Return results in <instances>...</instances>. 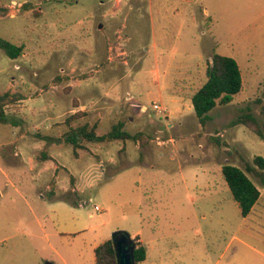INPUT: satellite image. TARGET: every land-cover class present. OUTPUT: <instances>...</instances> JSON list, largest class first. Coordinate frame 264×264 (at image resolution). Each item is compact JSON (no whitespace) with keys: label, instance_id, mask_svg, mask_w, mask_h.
<instances>
[{"label":"rangeland","instance_id":"rangeland-1","mask_svg":"<svg viewBox=\"0 0 264 264\" xmlns=\"http://www.w3.org/2000/svg\"><path fill=\"white\" fill-rule=\"evenodd\" d=\"M0 5V36L24 46L17 59L0 49V92L22 96L0 122V264H95L116 231L140 233L137 264H264V210L240 229L221 171L239 166L264 187L246 168L264 139L228 126L247 107L264 122V0ZM214 53L238 61L243 88L203 127L191 97ZM79 110L73 126L98 122L105 134L124 121L153 140L90 143L76 156L66 119Z\"/></svg>","mask_w":264,"mask_h":264},{"label":"trees","instance_id":"trees-1","mask_svg":"<svg viewBox=\"0 0 264 264\" xmlns=\"http://www.w3.org/2000/svg\"><path fill=\"white\" fill-rule=\"evenodd\" d=\"M9 13L7 6L0 5V16H6ZM0 49L11 59L19 58L24 46L17 45L2 36H0ZM208 78L199 89L192 95L191 102L195 114L204 127L210 120V112L217 105L230 104L234 96L243 88V76L240 64L231 56L214 53L209 61ZM22 99L20 94L11 91L0 92V122L7 124L11 122L6 112L8 105L14 104ZM264 109V108H263ZM87 116L85 111H77L66 119V124L70 127L66 132L65 141L70 144L76 156L78 151L83 150L91 152L90 143H107L118 141L126 143L132 141L141 147L149 145L153 136L146 131L131 133L124 129L125 122L119 121L113 124L111 129L105 134H98L99 123L85 122L84 124L73 126V122ZM13 123V122H12ZM244 125L250 131L264 139V122L253 114L251 108L247 107L236 118L231 120L228 126ZM49 141L56 142L57 139L52 136H45ZM220 143V138H215ZM43 160L54 159L47 153L42 154ZM247 171L254 173L259 177L264 185V157L257 155L253 162L247 163ZM223 177L236 201L242 217H247L252 212L255 204L258 202L261 191L258 185L249 177L247 172L241 167L233 164L222 166ZM135 257L137 262H144L147 259V248L140 238L134 239ZM95 264H119L113 239H108L95 248Z\"/></svg>","mask_w":264,"mask_h":264},{"label":"water","instance_id":"water-1","mask_svg":"<svg viewBox=\"0 0 264 264\" xmlns=\"http://www.w3.org/2000/svg\"><path fill=\"white\" fill-rule=\"evenodd\" d=\"M101 27V25H100ZM113 242L119 264H137L135 257V246L132 235L125 231L113 233ZM46 264H54L47 262Z\"/></svg>","mask_w":264,"mask_h":264},{"label":"crops","instance_id":"crops-1","mask_svg":"<svg viewBox=\"0 0 264 264\" xmlns=\"http://www.w3.org/2000/svg\"><path fill=\"white\" fill-rule=\"evenodd\" d=\"M221 169H222V168H221ZM259 188H260V187H259ZM260 191H261V196H260L258 202L255 204V206H254V208H253V210H252L251 213H253V211H254L255 209H258V208H259V211L264 210V202H263V201H264V187H263V188H260ZM260 209H261V210H260ZM251 213H250V215H251ZM250 215H248L247 217H243L242 223H241V225H240V229H242L243 226L247 223V221L249 220V216H250ZM259 221L264 222V219H263V218H260ZM136 236L140 237V233H134V234H132V237H133V238H135ZM140 241H142L141 238H140ZM142 242H143V241H142Z\"/></svg>","mask_w":264,"mask_h":264},{"label":"built area","instance_id":"built-area-1","mask_svg":"<svg viewBox=\"0 0 264 264\" xmlns=\"http://www.w3.org/2000/svg\"><path fill=\"white\" fill-rule=\"evenodd\" d=\"M154 108L155 109H160V106L156 103V104H154ZM141 110L146 112L148 109H147L146 106H142ZM95 210H100V207L98 205H95Z\"/></svg>","mask_w":264,"mask_h":264}]
</instances>
